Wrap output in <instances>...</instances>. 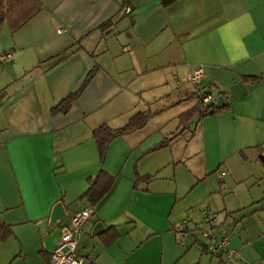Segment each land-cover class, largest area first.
Listing matches in <instances>:
<instances>
[{"label":"crops","instance_id":"0c3cea01","mask_svg":"<svg viewBox=\"0 0 264 264\" xmlns=\"http://www.w3.org/2000/svg\"><path fill=\"white\" fill-rule=\"evenodd\" d=\"M40 2L0 40V55L12 54L2 72L13 88L0 97V220L13 232L0 242V264H50L61 230L85 209L74 235L79 264H223L206 248L223 238L237 252L230 264H264V200L251 195L264 174V0L165 8L132 0L126 9L122 0ZM109 20L115 25L100 31ZM90 71L68 112L52 116ZM244 76L262 80L244 84ZM237 83L246 94L234 98ZM218 91L227 111L180 125L201 95L216 103ZM144 113L146 124L112 139L100 157L92 132ZM99 171L114 182L89 206L79 197ZM244 182L253 183L249 197L237 192ZM58 204L65 218L52 221ZM98 223L104 230L93 234Z\"/></svg>","mask_w":264,"mask_h":264},{"label":"trees","instance_id":"16d2710c","mask_svg":"<svg viewBox=\"0 0 264 264\" xmlns=\"http://www.w3.org/2000/svg\"><path fill=\"white\" fill-rule=\"evenodd\" d=\"M174 1L175 0H159L160 5L164 8L173 4ZM131 2L132 0H122V7H125V9L128 8L131 5ZM42 9L43 5L40 0H0V30L4 25H6L9 29V32L13 34ZM114 25L115 23L113 22V20H109L108 22L102 24L98 29L103 32L109 30ZM73 52L74 51L67 50L52 59H54L56 64L61 60L69 57ZM92 76L93 71H90L74 92L70 93L59 104H57L51 109V115L55 116L58 114L67 113L72 104L76 101L78 96L88 85ZM261 80L262 78L253 76H244L241 78L242 83L250 85H255ZM216 96L217 99H219L223 97V94L218 91ZM228 109L229 107L226 104L220 109H217L215 107V103L203 106L200 96L199 103L195 107V109L191 112L182 115L179 118V122L180 125L184 128L190 125L191 120L196 116H199L202 119L227 111ZM150 116L152 115L148 113L137 114L128 122L125 127L119 130H111L107 126H102L94 130L92 132V137L97 144L100 157L104 156L105 151L112 139L142 128L146 124ZM168 142L169 140L163 141L159 146H157L153 150L166 146ZM257 148L260 154L258 160L260 163L264 164V155H262V147L259 146ZM150 178L151 177L149 176L142 178L137 177L135 182L149 181ZM113 182L114 180L110 175H108L104 171H99L93 179H90L88 181V187L86 191H84V193L79 197V201L86 202L89 206H95L102 199V197L106 195V193L110 190L113 185ZM12 234V226L3 223L0 220V242L6 241L9 237L12 236Z\"/></svg>","mask_w":264,"mask_h":264},{"label":"built area","instance_id":"2783aa9c","mask_svg":"<svg viewBox=\"0 0 264 264\" xmlns=\"http://www.w3.org/2000/svg\"><path fill=\"white\" fill-rule=\"evenodd\" d=\"M12 58L11 53H4L0 55V64L10 61ZM203 77L202 68L195 70L191 77L190 82L193 84H198ZM201 101L203 106H207L212 101L210 95H201ZM91 210L85 209L76 212L70 219L69 225L61 230V237L50 253L49 262L50 264H79L76 258V236L81 233V226L84 221L90 216ZM204 217L206 221L211 220L213 213L210 211H204ZM75 235V237H74ZM209 253L214 256H219L222 258L223 264H230L236 257L237 252L228 247V242L226 238L218 240L214 243H210L206 246Z\"/></svg>","mask_w":264,"mask_h":264},{"label":"rangeland","instance_id":"374dc122","mask_svg":"<svg viewBox=\"0 0 264 264\" xmlns=\"http://www.w3.org/2000/svg\"><path fill=\"white\" fill-rule=\"evenodd\" d=\"M9 29L6 25H4L1 30H0V40H4L6 39V36L4 38V34H9L10 32H8ZM7 39H9L7 37ZM5 63V62H4ZM2 63V64H4ZM0 64V97L3 99L4 98V94H9V89H13L12 86L9 85V83H4V80H5V74L2 72L3 70V66ZM209 95V94H207ZM0 98V99H1ZM4 100L0 101V114H1V105L3 103ZM214 101H216V96L214 97ZM4 116H1L0 115V119H2ZM260 178L257 179L256 181V186H253V183H246L244 182L240 187L239 189L237 190V192H240V194L242 196H245L248 197L250 196L249 195V189L253 186V190H251V195L254 199H260V201L264 200V174H261L260 173ZM225 194H227L228 196V193L226 192Z\"/></svg>","mask_w":264,"mask_h":264},{"label":"water","instance_id":"95a60500","mask_svg":"<svg viewBox=\"0 0 264 264\" xmlns=\"http://www.w3.org/2000/svg\"><path fill=\"white\" fill-rule=\"evenodd\" d=\"M230 94L234 98H238L241 96H244L246 92L244 91V86L242 83H237L230 89ZM225 105L223 97L216 100L215 107L217 109H220ZM200 117L196 116L191 120V124H196L199 121ZM65 218V212L61 204H58L54 207V210L52 212V221L58 220L61 221ZM104 230V226L102 223H98L94 227V233H99L100 231Z\"/></svg>","mask_w":264,"mask_h":264}]
</instances>
